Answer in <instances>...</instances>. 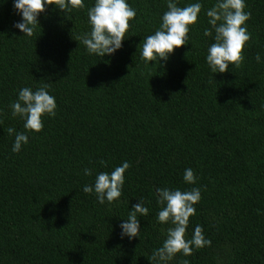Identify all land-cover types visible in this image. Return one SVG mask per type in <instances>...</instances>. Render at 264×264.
I'll return each instance as SVG.
<instances>
[{
    "label": "trees",
    "instance_id": "obj_1",
    "mask_svg": "<svg viewBox=\"0 0 264 264\" xmlns=\"http://www.w3.org/2000/svg\"><path fill=\"white\" fill-rule=\"evenodd\" d=\"M126 2L136 17L122 48L101 57L75 40L90 33L95 0L65 12L46 6L32 36L14 27L22 20L14 0H0V264H151L173 227L157 219V189L194 187L201 200L185 238L199 225L211 245L167 264H264V0H245L251 39L241 66L226 73L206 59L215 43L214 32L204 35L206 13L217 0H173L202 4L198 21L167 61L148 62L139 46L160 27L168 0ZM45 84L56 115L29 132L10 105L22 88ZM9 127L28 135L19 153ZM124 162L117 200L84 193ZM188 168L195 184L184 181ZM140 200L149 209L138 215L141 232L121 238Z\"/></svg>",
    "mask_w": 264,
    "mask_h": 264
},
{
    "label": "clouds",
    "instance_id": "obj_2",
    "mask_svg": "<svg viewBox=\"0 0 264 264\" xmlns=\"http://www.w3.org/2000/svg\"><path fill=\"white\" fill-rule=\"evenodd\" d=\"M55 5L61 12L70 9L84 7L83 0H14V9L22 20L15 23L14 27L20 29L27 36L34 34L35 27L40 23L38 16L46 11V6ZM168 11L162 16V23L154 34L144 38L139 46L142 59L148 61H167L169 56L177 48L187 44L190 26L198 21L202 10V4L192 3L184 7H178L173 0H168ZM245 0H217V3L207 10V17L211 28H206L205 36H212L215 33V43L208 49L207 63L213 73H226L229 66L239 68L243 62V50L251 34L248 32L246 22L250 19L251 13L245 12ZM90 33L81 35L75 40L83 43L90 54H97L101 57L112 55L122 48L126 32L130 27V21L135 19L136 11L130 7L126 0H95V5L88 10ZM260 62V55L255 57ZM48 85H43L33 91L24 87L19 91L18 99L10 107L13 117L22 118L24 128L29 132H40L43 127L45 115L54 117L56 115V101L47 91ZM7 133H15V142L12 151L19 153L22 145L28 143V135L24 132L17 133L12 127ZM100 163L106 166V162ZM130 168L128 162L116 167L111 174L107 172L98 173L94 186L85 185L83 191L86 194L95 192L99 203L105 200L112 203L121 196V189L125 182V172ZM85 175L91 176L92 170L85 169ZM184 181L188 184H195L194 171L188 168L184 172ZM157 203L161 210L157 214L160 223H168L173 227L167 229L166 239L163 245L155 249L148 257L151 264H167L176 254L183 253L190 256L193 253V246L196 249L210 246L211 241L203 235V228L197 225L191 239H186V229L190 217L196 214V205L201 200V190L192 188L189 191L168 188L157 189ZM149 209L144 206L142 200L133 205L128 218L121 223V238L127 236L134 239L140 234V221L138 215L146 217ZM182 264H189L187 260Z\"/></svg>",
    "mask_w": 264,
    "mask_h": 264
}]
</instances>
